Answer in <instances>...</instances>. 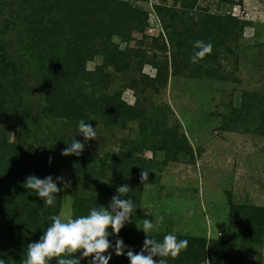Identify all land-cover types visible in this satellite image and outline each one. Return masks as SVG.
<instances>
[{"label":"rangeland","instance_id":"rangeland-1","mask_svg":"<svg viewBox=\"0 0 264 264\" xmlns=\"http://www.w3.org/2000/svg\"><path fill=\"white\" fill-rule=\"evenodd\" d=\"M191 2L133 1L148 12V24L143 32L133 31L128 41L127 31L112 36L114 46L127 53L125 62L133 68L127 65L117 71L103 66V56L87 63L88 70L102 65L103 77L92 85L84 80L81 94L116 95L131 109L127 114L117 109V117L83 111L98 134L95 139L86 141L82 134L76 138L73 129L63 130L65 125L58 120L59 125L46 122L36 136L32 127L26 134L31 142H26L29 139L20 126L10 127L9 140L24 146L30 142V155L34 151L44 157L45 148L47 162L63 140L69 146L74 138L84 144L81 155H72L75 160L69 170L56 166L58 170L51 175L54 181L62 176L70 182L68 187L57 182L61 191L55 194L54 209L58 214L70 212L76 217L78 197L92 204L91 194L96 198L103 194V204L110 202L118 193L103 186L117 176L121 185H132L127 196L136 204L123 227L126 235L135 230L146 237L137 226L144 218L155 224L154 217L163 215L164 221L156 224L151 235L156 240L169 233L187 238L192 245L184 255L191 258H186L190 264H198V245L203 243L199 239L220 242L214 247L215 264H264V97L258 94H264V0H197L193 6ZM158 6L167 8L163 18L157 14ZM174 10L184 13L175 16ZM216 22L219 29L200 37L212 44L211 53L192 63L198 51L194 32L201 24L209 27ZM188 26L190 34L185 31ZM14 78L19 85L10 94L21 95L16 108L13 104L15 112L37 103L41 109V79L33 67L25 66ZM153 110L157 111L154 119L166 128L164 134L186 136L184 151L173 152L174 141L160 148L157 123L152 129L142 124V118L147 119ZM1 125L6 126L5 122ZM36 143L41 147H34ZM176 145H181L179 140ZM24 152L17 151L15 158L27 156ZM36 162L40 171L31 175L46 178V162ZM143 170L148 172L145 182L140 179ZM2 185L0 181V191ZM9 193L16 203L9 205L22 214L28 197L22 189ZM191 238L198 241L190 243ZM208 251L207 247L199 264H212ZM74 255L83 258L80 252ZM176 259L169 257L167 264Z\"/></svg>","mask_w":264,"mask_h":264},{"label":"trees","instance_id":"trees-1","mask_svg":"<svg viewBox=\"0 0 264 264\" xmlns=\"http://www.w3.org/2000/svg\"><path fill=\"white\" fill-rule=\"evenodd\" d=\"M133 1L147 0H0V181L3 183L0 191L2 192L0 213L5 217L1 216L0 219V259H4L6 264H22L27 245L39 240L50 224L48 218L51 215H58L54 205L45 207L43 199L23 186L25 179L32 172H36L35 162L37 161L36 164L46 162L47 176H49L55 174L58 167L69 170L67 167L75 160L72 155L61 154L66 147H69L66 140H63L58 148L55 146L53 149L54 153L49 157L52 158L51 165L47 168L49 162L44 160L47 156L45 148L44 157L37 156L34 151V155H30L27 146L31 145V140L26 137V134L33 127L36 136L37 131H40L41 126L46 125V122L53 121V124L59 125L57 124L59 120L62 121L63 126L65 125L63 130L71 128L76 138H81V134H78V122L83 119L88 124L89 121L83 111L93 113L98 110L100 114L106 113L110 117L112 115L117 117V109L123 108L124 114H127L126 110H131L124 102L118 100L116 95L91 93L87 96L81 93L84 80H88L89 85H92L93 80L102 81L103 66H113L117 71L126 68L127 65L128 68H133L125 62L127 53L114 46L112 41L113 35H121L123 31H127L128 36L125 41H128L133 31L143 32L144 25L148 24V12L133 4ZM191 1L189 3L191 6L197 2V0ZM156 11L163 18L167 8L158 6ZM182 12L184 13V11L174 10L175 16L178 14L180 17ZM219 25V22L209 27L204 24L199 25L198 30L194 32L193 43L201 41L200 37L204 34L219 29ZM191 29L192 27L188 26L185 31L190 34ZM96 56H103L104 65L96 67V71L88 70L87 63L94 60ZM25 66H32L41 79L39 86L42 89L43 111H41L42 108L37 107L38 103L35 106L32 105L33 107H23L17 112L14 110L18 104L15 103L21 97L20 92L13 96L10 94L19 85L14 76L20 75V70ZM163 69L165 73H168V63ZM258 94L264 97L263 93ZM8 95L9 100L7 101ZM13 104H15L14 108ZM39 104L41 106V103ZM155 111L153 110L152 114L149 113L147 119L143 117L142 124L152 129L153 123H157L156 129L160 133L156 131L154 133L163 143L160 148L165 149L168 147V142L174 141L173 152L184 151L183 143L185 144L187 140L186 136L182 133L164 134L166 128L154 119L157 116V111ZM73 120L76 121L73 122ZM4 122L7 127L1 125ZM16 125L20 126L21 133L25 134L24 138L29 139L26 142L30 141L25 146L9 140L7 129ZM178 140L181 145H176ZM35 145L41 147V144L36 143L34 147ZM189 147L188 150L193 149L190 144ZM17 151H25L28 154L16 159ZM35 151H37L36 148ZM39 171L40 169L36 173ZM131 172H137V170L133 169ZM121 184L116 176L114 181L104 184L103 187L116 191ZM126 185L132 187L130 184ZM18 189H22L26 199L28 197V203L24 212L20 214L21 216L16 213L15 205L12 207L9 205L14 201L13 195L11 196L9 192ZM102 195L99 194V198H96L91 194L92 204L90 200L85 202L78 197L74 204L75 216L87 215L93 206H108L110 202L103 204ZM127 198L132 199L133 197L127 196ZM14 204H16L15 201ZM134 206L136 208L135 203ZM236 223L237 221L233 222V229L237 227ZM108 230L112 232L110 227ZM123 231L122 228L118 236L111 234L110 241L115 244L114 239H122L127 246L124 249L125 254L117 256L114 246L109 248L105 253V255L111 254L109 264H130L126 252L129 249L139 252L143 247L145 237L143 238L135 230L132 233L129 231L130 235H126ZM236 234H239L238 230ZM164 235L157 240L162 241ZM176 236L178 239H187L180 235ZM191 240H189L190 243L198 241L192 238ZM199 241L203 243L198 245V264L202 263L201 259L206 257L207 247L208 255L212 257L211 262L215 264L214 247L220 242L216 240L210 242L206 239H199ZM190 245L188 244L189 247ZM190 250L188 248L181 251L177 259L171 261L170 264H190L186 258H191L184 255ZM183 255L184 257L181 258ZM75 257L80 258L77 255ZM90 259L91 257L80 258V264H89ZM155 260H158V257ZM49 264H56V260L53 259Z\"/></svg>","mask_w":264,"mask_h":264},{"label":"clouds","instance_id":"clouds-1","mask_svg":"<svg viewBox=\"0 0 264 264\" xmlns=\"http://www.w3.org/2000/svg\"><path fill=\"white\" fill-rule=\"evenodd\" d=\"M195 47L198 51H195L191 57L192 63L210 54L213 46L211 43L205 44L198 40L195 42ZM78 134H82L86 141L95 139L98 135L95 128L91 124H86L83 119L78 122ZM83 149L84 144L74 138L70 146L66 147L61 154L79 156ZM49 163H51V158H49ZM140 179L142 182L147 181L148 172L143 170ZM58 181H63L65 187L70 184L62 176L54 181L51 175L44 179L29 175L23 186L43 199L45 207H50L55 204V194L61 191ZM116 191L118 195L112 196L108 206H93L87 215L74 217L70 212L51 215L48 218L50 224L43 235L38 241L27 245L22 264H49L53 259L56 260V264H80V258L74 255L77 252H80L83 258L91 257L89 264H109L111 254L105 255V253L113 245L108 237L111 234L118 236L125 224L130 222V217L136 210L131 198H121L127 197L131 191L128 185L118 186ZM154 218L155 224L153 220L144 218L142 225L137 226L138 229L143 230L146 237L139 252L131 249L126 252L130 264H167L169 257L175 259L181 251L187 249L188 240L178 239L172 233L165 234L162 241L153 238L151 233L156 224L164 221V216L157 215ZM109 227L112 230L111 233L108 231ZM126 247L122 239H116L115 254L124 255ZM154 257H159V259L155 260ZM0 264H6L5 260L0 259Z\"/></svg>","mask_w":264,"mask_h":264}]
</instances>
